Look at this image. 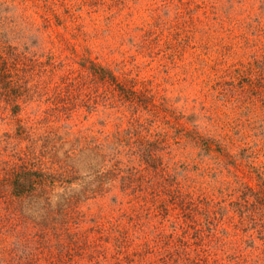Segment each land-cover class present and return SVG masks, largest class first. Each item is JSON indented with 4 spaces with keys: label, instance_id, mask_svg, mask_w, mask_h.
I'll use <instances>...</instances> for the list:
<instances>
[{
    "label": "rangeland",
    "instance_id": "374dc122",
    "mask_svg": "<svg viewBox=\"0 0 264 264\" xmlns=\"http://www.w3.org/2000/svg\"><path fill=\"white\" fill-rule=\"evenodd\" d=\"M91 60L126 86L135 82L137 93L125 98L107 74L91 79ZM72 68L88 76L83 91H91L95 102L48 116L50 88ZM3 69L11 82L2 83L0 76V170L20 151L39 155L46 148L40 164H66L67 191L89 187L77 202L79 222L70 228L78 234L31 238L19 248L23 259L264 264V238L242 221L235 203L239 192H232L246 183L264 195V182L248 172L253 165L264 176V84H257L264 77V0H0ZM245 76L254 86H242ZM24 88L30 93L13 112L3 97ZM145 94L153 106L138 104ZM21 125L26 135L18 134ZM191 130L228 145L240 166L191 139ZM247 145L252 154H242ZM112 154L123 161L125 177L134 173L148 193H160L165 206L150 210L148 220L147 203L122 188L120 173L99 181L112 166ZM175 188L188 196L190 211L172 203ZM64 191L57 184L54 193ZM98 224L106 237L98 238ZM167 234L172 235L165 244ZM178 235L187 247L176 250ZM13 240H0V247Z\"/></svg>",
    "mask_w": 264,
    "mask_h": 264
},
{
    "label": "trees",
    "instance_id": "16d2710c",
    "mask_svg": "<svg viewBox=\"0 0 264 264\" xmlns=\"http://www.w3.org/2000/svg\"><path fill=\"white\" fill-rule=\"evenodd\" d=\"M90 62L91 65H89L87 69L91 72V79H96V77L105 79V74H107L108 78H110V83H112L114 87L125 96V98L127 96L129 99V96L125 95L126 93H137V89L134 88L136 84L135 82H132L133 84L128 87L124 84L123 80H120L117 75L106 67L101 66L92 60ZM6 69H3L0 72V76H2L1 82L3 83L4 78H7L6 82L10 84L11 79L8 78V72ZM87 77L88 76H85L81 69L72 68L63 73L59 80L55 81L50 88L51 93L49 98L52 107L49 110L51 113H48V116L62 110L69 111L77 104L91 108L92 104L95 102L93 101L92 103L94 95L89 90L83 91L85 90L83 86L86 83ZM245 77L246 79L243 80L242 86H254L253 78L249 77L248 79L247 76ZM257 84L259 87L264 84L263 76L257 77ZM28 90L29 89L24 88V90L19 93H9L3 97V101L13 107V112H17L20 107L19 99L23 94L27 95V92L29 95L30 92ZM49 91L50 90L45 92ZM258 92H261V89ZM122 95H120V97ZM261 100L264 101L263 98H261ZM138 104L143 107H148L149 104L153 106L152 96L147 94L143 95V98H138ZM18 128V134L20 136L27 134V131L22 125ZM189 136L194 140H202L201 143L205 149L209 150L214 148L217 150L219 156H221L226 163H229L236 168L240 166V160L238 161L237 155L230 150L228 145L222 144L216 138L203 135L196 130H191ZM119 139L124 140L125 137ZM212 144L215 146L211 147ZM242 149V154L244 151H248L249 154L253 153L249 145ZM54 150L55 149H53V151ZM44 152H46V148L40 150L39 155H35L34 150L31 149L20 151L18 152L16 160H5L1 167L0 240L3 241L14 238L10 246H2L3 248L0 247L2 255L8 257L3 259V257L0 256V261L5 260L6 264H32L30 259H23V251L19 254L20 246H23L31 238H41L46 241L51 234L58 239L65 233L70 235V237H74L78 234V232H71L70 228L79 222L77 202L89 187H85L81 193H78L76 190L67 191L68 185L66 186L65 184L66 182H70L69 170L65 169L67 165L65 164L63 167L59 165L57 169H54L51 166H45L43 163L41 165L40 163L43 161L42 157ZM96 154L101 155L99 152H96ZM115 155L116 154L110 155L111 159H114L112 166L105 169V171H103L104 173H102L98 179L99 181L102 180L104 176L111 172H113V175L120 173L122 177V188L130 190L135 197L141 201L143 200V203H147L146 211L144 213L146 217L144 220L146 221L150 218V210H154V208L158 206H165L163 200L160 199L161 195L155 190L148 193V187H144L137 182L138 177L136 178L134 173H129V175L125 177V174L122 173L124 169L121 166L123 161L119 158H114ZM150 156L156 157L153 152L150 153ZM51 162L53 163L54 160ZM70 170H72V168ZM248 172L250 174L252 173L253 177L255 172L258 179L264 182L262 172L258 171L255 166L251 165ZM57 184L63 186L65 191L62 193H54ZM229 187L230 186L227 188ZM236 190H238L239 196L237 201H234H236L235 203L238 205L237 209L239 210L242 221L247 219L251 222L253 226L258 229L259 233L262 235L261 237L264 238V209L259 216H257L256 211L258 208L264 206V195L261 193L259 194L253 186L246 183H242L239 187L232 188V192ZM232 192L229 193L232 194ZM174 195V200L176 201L171 199ZM56 196H58V200L53 201V198ZM252 196L255 197V200L251 199ZM187 197L182 194L180 189L175 188V192L171 194L170 199L174 205L176 204L182 210L188 212L190 210H188L189 207L187 206ZM144 220H142V222ZM96 227H98V238L107 236L102 225H95V228ZM82 235L83 234H81V236ZM170 235L172 234L165 235V244L169 242ZM77 237H80V234ZM126 240L127 236H125L121 242L126 243ZM175 241L176 250L181 247L182 249L183 247H187V243L181 235L175 237ZM167 251L171 253L170 250L167 249ZM98 262V264H102L100 261ZM129 264L136 263H133V259H130Z\"/></svg>",
    "mask_w": 264,
    "mask_h": 264
}]
</instances>
